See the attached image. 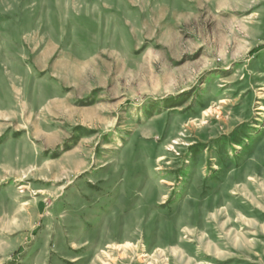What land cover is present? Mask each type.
<instances>
[{
  "label": "rangeland",
  "instance_id": "1",
  "mask_svg": "<svg viewBox=\"0 0 264 264\" xmlns=\"http://www.w3.org/2000/svg\"><path fill=\"white\" fill-rule=\"evenodd\" d=\"M0 264H264V0H0Z\"/></svg>",
  "mask_w": 264,
  "mask_h": 264
},
{
  "label": "bare ground",
  "instance_id": "2",
  "mask_svg": "<svg viewBox=\"0 0 264 264\" xmlns=\"http://www.w3.org/2000/svg\"><path fill=\"white\" fill-rule=\"evenodd\" d=\"M162 159V158H161Z\"/></svg>",
  "mask_w": 264,
  "mask_h": 264
}]
</instances>
